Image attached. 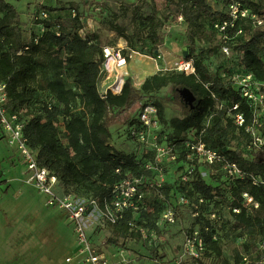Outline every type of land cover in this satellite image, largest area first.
I'll return each mask as SVG.
<instances>
[{"label": "trees", "instance_id": "1", "mask_svg": "<svg viewBox=\"0 0 264 264\" xmlns=\"http://www.w3.org/2000/svg\"><path fill=\"white\" fill-rule=\"evenodd\" d=\"M164 1L163 19L158 16L156 0H136L135 3L120 4L118 12L103 25L107 31L125 41L126 51H135L136 41L142 46L146 43L152 46L161 44L160 30L164 22L176 23L182 17L186 24L188 44L185 60H192L194 74L184 75L176 71L155 73L146 77L138 89L127 78L118 94L107 90L103 95L99 86L104 79L101 66L102 47L105 45L100 44L99 36L95 33L85 37L79 34L83 24L78 14L68 25L57 24L51 17L55 9L44 8L42 12L47 14V18H40L39 21L42 33L25 40L16 8L6 0H0V81L6 84L5 107L8 113L16 114L23 123V135L29 149L35 153L37 164L55 175L57 188L62 193L80 199L83 198L80 196L102 199L126 174L139 176L144 173L142 165L151 159V154L146 151L139 163L133 156L116 150L110 144L113 121L110 116L112 113H131L137 107L140 109L150 103L148 97L167 87L187 88L197 102L189 107L180 100L182 116L172 117L168 121L165 120L163 104L153 102L157 107L159 122L170 129L164 137H159V141L174 143L181 149L186 133L203 127L206 117L212 115L202 141L236 162L242 171L264 181V153L246 155L243 149L232 145L239 140L247 141V135L244 128L235 127L226 117V108H216L210 92L226 105L238 102L240 111L244 112L249 122L251 114L246 105L221 77L211 75L201 56L193 58L196 41L206 34L202 20L211 22L222 16V10H214L208 0ZM247 3L257 12L263 10L262 0H247ZM120 17L131 27L130 34L128 26L118 22ZM34 38H37V42L33 41ZM261 38V33L254 32L248 41L238 44L235 49L240 53L242 69L251 72L257 80L264 81ZM206 84H209L207 89ZM38 94L42 100L37 99ZM45 117L46 120H43ZM59 119L61 123L58 125ZM126 124L129 133V129L137 124L136 116L126 120ZM231 146L236 150L227 149ZM117 169L119 174L115 172ZM180 186L187 192L186 196L194 200L203 198L205 205L216 189L198 175L190 185ZM170 187L164 184L157 190L168 199ZM244 191L258 202V209L248 212L241 207L240 194ZM231 195V207L240 208L239 213L232 212L234 226L257 234L256 242L264 239V186L256 187L249 181H243L232 185ZM149 197H146L145 210L137 214L126 212L115 224L106 221L112 235L106 240L107 245H117L120 240H140V233L131 229L130 222L136 228H155L150 223L152 206ZM203 219L201 216L196 223L200 224ZM204 224V227L210 225L207 220ZM201 236L205 247L203 256L221 257V248L217 240H213L214 233L203 231ZM256 242L247 252L252 256L250 264H256Z\"/></svg>", "mask_w": 264, "mask_h": 264}, {"label": "rangeland", "instance_id": "2", "mask_svg": "<svg viewBox=\"0 0 264 264\" xmlns=\"http://www.w3.org/2000/svg\"><path fill=\"white\" fill-rule=\"evenodd\" d=\"M6 1L19 13L25 40L42 33L39 25L40 13L45 11L44 8H54L55 12L51 13V17L57 24L68 25L74 15L78 14L83 24L79 31L82 37L95 33L99 36L101 45H121L127 48L125 41L107 31L103 24L110 21L112 15L118 12L120 4H131L136 0ZM208 2L214 10H223L220 0ZM156 5L158 16L163 19L165 1L156 0ZM118 22L128 26V33H131V27L125 19L120 17ZM202 24L206 34L196 41L193 58L201 56L212 76L222 77L224 74L242 71L240 53L235 49L236 43H221L216 34L212 33L210 21L202 20ZM186 34L184 21L176 23L165 21L160 30L161 44L152 46L146 43L142 46L136 41V50L133 51L136 54H132V58L129 59L127 74L123 81L129 78L134 88L138 89L143 80L150 75L176 71L179 63L185 61L184 56L188 55ZM131 52L126 51L125 55ZM114 83L115 79H109L107 84L112 86ZM103 88L100 84L101 92ZM180 89L167 87L148 97L150 103L160 101L163 104L166 121L172 117L182 116V106L179 103L182 100ZM37 99L42 100V97L38 94ZM138 109L135 108L131 113L111 114L110 118L113 121L110 127L112 133L110 144L116 150L133 156L140 163L148 146L131 140L126 124V120L136 116ZM44 119L46 120V117ZM60 123L59 119L57 124ZM169 131L168 126L160 122L155 132L159 137H164ZM244 144V140H239L232 145L243 149L248 155L250 152L243 148ZM176 166L177 164L164 162L161 174H156L153 178L156 182L169 184L171 189L168 199L158 190H152L148 195L149 204L152 206L150 223L155 228L150 226L144 228L147 229L144 238L120 240L117 245H107L106 240L112 235L106 220L93 214L87 220L91 240L110 252L121 254L119 258L121 264H224V262L240 264L241 255L250 252L252 244L259 236L234 226L231 207L232 186L221 173H212V170L203 166L199 170L200 178L207 185L216 188L212 198L207 200L208 204L201 209L204 219L200 224L192 219L191 206L177 210L173 224L164 221L163 213L170 199H175L180 193L184 195L187 193L178 185L179 170ZM27 176L28 172L19 153L9 146L0 134V264H77L80 259L75 258L78 244L67 214L56 206H49L48 197L29 183ZM189 198L194 201V198ZM213 214L214 220L211 219ZM206 220L221 248V257L206 258L202 253L199 258H192L184 249L185 240L196 227L200 229ZM68 258L70 260L66 261Z\"/></svg>", "mask_w": 264, "mask_h": 264}, {"label": "built area", "instance_id": "3", "mask_svg": "<svg viewBox=\"0 0 264 264\" xmlns=\"http://www.w3.org/2000/svg\"><path fill=\"white\" fill-rule=\"evenodd\" d=\"M222 5V16L210 22V29L216 34L223 44L233 42L243 44L248 41L254 32L262 34V45L264 47V0H262L263 10L255 11L247 3V0H220ZM41 19H46L47 14L41 12ZM178 21H183L182 17ZM177 21V22H178ZM37 42V38L33 39ZM24 49H27L25 47ZM125 48L121 45H105L102 47L103 63L101 72L103 80L115 79V83L102 91L104 95L107 90L113 94L121 91L124 83L123 79L127 74V64L132 54H124ZM124 70L125 74L120 76L119 71ZM176 72L184 75L194 74L192 60H185L179 63ZM228 84L242 102L246 105L251 116L247 121L243 111H240L239 103H229L220 101L215 93L210 92L218 110L226 108V117L237 128H244L247 141L243 146L252 156L264 153V81L257 80L251 72L240 71L224 74L221 77ZM209 84L205 85L207 89ZM6 84L0 81V134L5 138L6 143L15 148L19 153L23 165L28 172V182L42 194L48 197L47 204L56 206L67 214V219L72 225L76 242L78 244L77 257L79 264H121L119 260L121 254L110 252L95 244L88 233L87 220L93 214L99 215L110 224L119 221L123 214L131 212L137 214L146 209V197L150 190H157L162 187L163 182H156L153 178L156 174H161L164 162L177 164L178 184L188 186L199 176L200 168L207 167L212 173H221L225 180L232 186L236 183L249 181L252 186H264V181L260 177L242 171L238 164L219 150L207 146L202 137L209 125L212 115L206 117L203 127L192 129L186 133V138L181 142V149L176 144L159 141L156 129L159 126L157 107L153 103L143 105L136 114L137 124L129 129L131 140L140 145L148 146V153L151 159L146 160L142 165L143 174H126L119 182L113 185L108 196L102 199L75 198L72 195L64 194L57 188V178L48 169L40 167L35 158L33 150L29 149L27 140L23 135V123L19 121L14 113L7 112ZM228 150H236L234 147H227ZM180 151L183 153L181 154ZM120 173L119 169L115 171ZM160 183V184H158ZM240 205L248 212L258 209V202L248 192L240 194ZM205 205L203 198L191 199L180 193L175 199H170L166 206L163 219L169 224L175 222L177 210L191 206L192 219L203 217L202 207ZM240 208H232L233 213H239ZM215 219V215L211 216ZM129 226L137 230L141 238H144L147 229L136 228L132 222ZM203 227V228H202ZM200 229L196 227L191 235L185 240L184 249L192 258H199L204 252V241L201 236L203 231L212 232L211 226ZM203 231H202V229ZM152 235V234H151ZM213 240H216L214 235ZM256 264H264V239L256 242ZM68 258L66 261H69ZM250 256L245 253L241 255L240 264H250Z\"/></svg>", "mask_w": 264, "mask_h": 264}, {"label": "water", "instance_id": "4", "mask_svg": "<svg viewBox=\"0 0 264 264\" xmlns=\"http://www.w3.org/2000/svg\"><path fill=\"white\" fill-rule=\"evenodd\" d=\"M184 57L186 58L187 54ZM179 94L183 102L189 107H193L194 103L197 102L195 96L187 88H181Z\"/></svg>", "mask_w": 264, "mask_h": 264}, {"label": "crops", "instance_id": "5", "mask_svg": "<svg viewBox=\"0 0 264 264\" xmlns=\"http://www.w3.org/2000/svg\"><path fill=\"white\" fill-rule=\"evenodd\" d=\"M107 83H108V81H104V80H103V82H101V85H102V87H104V88H103L104 90L107 89V87H108V84H107ZM105 85H106V86H105ZM104 90H103V91H104ZM76 252H77V249H76ZM76 257H77V256H75V258H76ZM77 264H79V263L77 262Z\"/></svg>", "mask_w": 264, "mask_h": 264}, {"label": "bare ground", "instance_id": "6", "mask_svg": "<svg viewBox=\"0 0 264 264\" xmlns=\"http://www.w3.org/2000/svg\"><path fill=\"white\" fill-rule=\"evenodd\" d=\"M119 74H120V76H123L125 74V71L124 70H120Z\"/></svg>", "mask_w": 264, "mask_h": 264}]
</instances>
